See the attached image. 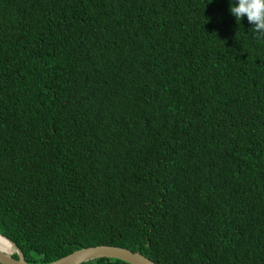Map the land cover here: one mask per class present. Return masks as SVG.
<instances>
[{"label": "trees", "instance_id": "16d2710c", "mask_svg": "<svg viewBox=\"0 0 264 264\" xmlns=\"http://www.w3.org/2000/svg\"><path fill=\"white\" fill-rule=\"evenodd\" d=\"M231 3L0 0V234L27 263L264 264V38Z\"/></svg>", "mask_w": 264, "mask_h": 264}, {"label": "water", "instance_id": "95a60500", "mask_svg": "<svg viewBox=\"0 0 264 264\" xmlns=\"http://www.w3.org/2000/svg\"><path fill=\"white\" fill-rule=\"evenodd\" d=\"M0 238L6 241L12 249V251L8 253L7 250L0 248V264H29L25 260L22 251L13 241L2 234H0ZM12 252L17 254V258L11 257ZM96 258H115L126 261L129 264H157L139 251H133L126 247L105 244L76 249L47 264H80Z\"/></svg>", "mask_w": 264, "mask_h": 264}, {"label": "clouds", "instance_id": "9594fccd", "mask_svg": "<svg viewBox=\"0 0 264 264\" xmlns=\"http://www.w3.org/2000/svg\"><path fill=\"white\" fill-rule=\"evenodd\" d=\"M229 11L236 21L246 16L253 25V33L264 38V0H238V3H231Z\"/></svg>", "mask_w": 264, "mask_h": 264}, {"label": "bare ground", "instance_id": "6f19581e", "mask_svg": "<svg viewBox=\"0 0 264 264\" xmlns=\"http://www.w3.org/2000/svg\"><path fill=\"white\" fill-rule=\"evenodd\" d=\"M0 248L7 250L8 253H10L12 251V249L10 248L8 243L1 238H0Z\"/></svg>", "mask_w": 264, "mask_h": 264}]
</instances>
